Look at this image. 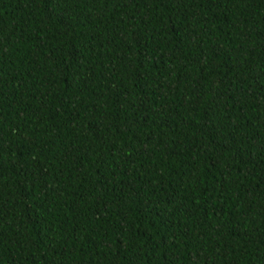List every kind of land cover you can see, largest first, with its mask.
<instances>
[{"label": "trees", "instance_id": "obj_1", "mask_svg": "<svg viewBox=\"0 0 264 264\" xmlns=\"http://www.w3.org/2000/svg\"><path fill=\"white\" fill-rule=\"evenodd\" d=\"M0 264H264V0H0Z\"/></svg>", "mask_w": 264, "mask_h": 264}]
</instances>
